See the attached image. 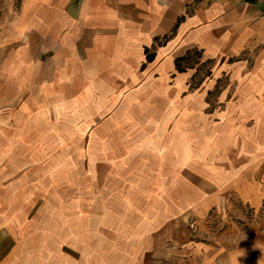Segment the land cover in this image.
I'll return each mask as SVG.
<instances>
[{"label":"crops","instance_id":"0c3cea01","mask_svg":"<svg viewBox=\"0 0 264 264\" xmlns=\"http://www.w3.org/2000/svg\"><path fill=\"white\" fill-rule=\"evenodd\" d=\"M67 106L76 124L53 118ZM54 149L89 161L92 215L60 234L0 216L23 239L0 264H264L247 218L264 204V0H0V187L27 194Z\"/></svg>","mask_w":264,"mask_h":264},{"label":"rangeland","instance_id":"374dc122","mask_svg":"<svg viewBox=\"0 0 264 264\" xmlns=\"http://www.w3.org/2000/svg\"><path fill=\"white\" fill-rule=\"evenodd\" d=\"M179 65L178 69H181ZM193 65L194 64L192 61L186 62L184 65L181 64V66L183 67ZM199 68L203 73L209 70L205 66H200ZM199 68L198 70H200ZM202 78L203 77L197 78V82L199 84L203 80ZM59 110H62L61 112H64L66 114L61 115L60 111L58 112V114L54 112L53 118L55 117V115L59 116L60 118H67L70 123H75L76 121L80 120L81 115L78 116L76 115V113H83L82 111L77 112L75 106H67L66 108H61ZM133 114L135 118L141 119L144 117V111L141 110L133 111ZM70 129L75 130V127L67 128V130ZM77 144L78 143L74 142L69 146H77ZM85 146L87 149L88 143H86ZM67 149V151H69L70 148L67 147ZM74 151L75 150H73V152ZM65 154L66 153H63V151L60 153V150L57 153L54 149L52 158L45 159L42 162L38 163L35 170L36 174L33 173L32 175H28L33 180L31 186L32 188L27 192V194H31L30 202L32 205L30 207L25 206L24 208H19V204L24 203V199L29 198L28 195L25 194V191L12 192L7 189L4 190L3 188H7V184H5V187H0V201H3L4 203L3 205H0V216H6L7 218V214H11V212L13 214H16L18 210L21 209L23 210L22 212L26 214V216L31 215L30 220L36 219L41 221L40 223H37V225H40L42 221L44 222L46 220L48 222L47 224L49 226H52V229L55 232H58V234H60L64 229L63 226L65 224L63 223V221L67 220L66 217H70V215L76 214L78 210L82 211L84 209V212H82L81 214L91 216V208H78L76 205L78 199H91V195L87 196V194H85L84 196L83 193L87 191H83V187L86 185V183L90 186L92 184L91 181H83L85 178H87V175H85L84 173L89 167V161L81 157V152L70 154L75 155L73 158L59 157L60 155L62 156ZM76 154H78V156ZM22 176L23 174L21 175V177ZM27 202L28 200H26V203ZM226 213L227 215L229 214V217L233 216V214H231L229 210H226L225 214ZM247 218L249 219L250 224H252V222L254 221H264V204L261 212H255L252 209H248ZM244 222L245 221H239L238 223L243 231L248 229L247 225ZM205 224L209 226L210 230L214 233L223 232L227 226V222L223 221L222 216L214 211H212L208 218H206ZM21 225H25L24 230L29 228L27 222H22ZM32 225L35 226L34 223H32ZM106 225H108V223H106ZM114 225H116L118 231H124L125 228L128 229L131 226L138 224L129 221L125 222V220L123 219L122 221L114 223ZM34 226L32 227V230H34ZM104 230V228L101 229V231ZM188 230L192 233V239H199L198 234L200 233V229L197 227L195 221H191L188 224ZM22 240L23 239L19 238V233L15 232L13 226L11 225L6 226L4 232L0 231V261H2V259L12 257V253L14 252L13 250L18 246H21ZM93 241L94 240L91 237L86 238V242L91 243ZM106 241L108 242L105 237L101 238V243H104ZM114 241H116L117 245H122L125 242L124 238L119 236V233L118 237Z\"/></svg>","mask_w":264,"mask_h":264}]
</instances>
